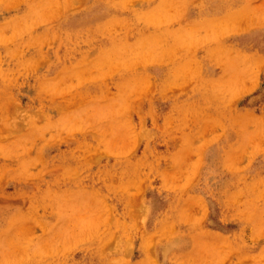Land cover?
<instances>
[{
    "label": "rangeland",
    "instance_id": "obj_1",
    "mask_svg": "<svg viewBox=\"0 0 264 264\" xmlns=\"http://www.w3.org/2000/svg\"><path fill=\"white\" fill-rule=\"evenodd\" d=\"M0 264H264V0H0Z\"/></svg>",
    "mask_w": 264,
    "mask_h": 264
}]
</instances>
